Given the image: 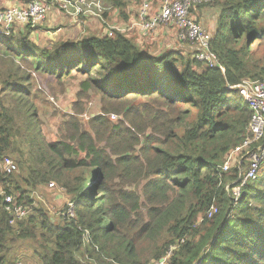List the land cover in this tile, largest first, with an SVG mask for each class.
<instances>
[{
    "label": "trees",
    "instance_id": "16d2710c",
    "mask_svg": "<svg viewBox=\"0 0 264 264\" xmlns=\"http://www.w3.org/2000/svg\"><path fill=\"white\" fill-rule=\"evenodd\" d=\"M214 2L221 17L211 47L223 69L200 70L195 60L175 52L146 55L120 33L51 49L0 34V46L12 49L18 62L57 80L82 74L83 89L109 101L105 114L124 117L114 124L97 116L89 129L72 120L68 138L48 142L32 113L30 88L12 90L15 108L0 112V160L17 155L28 176L0 174L3 192L33 211L32 195L21 182L32 191L55 183L65 187L75 208L76 218L64 225L40 216L53 241L42 264H158L166 257L167 264H264V164L238 202L233 188L239 171L223 170L227 155L247 138L252 117L232 88L264 81L263 59L253 50L255 41L264 40V0H213L199 8ZM31 78L19 82L30 85ZM134 117H142L140 126ZM72 172L79 173L74 180L67 176ZM213 206L217 212L208 218ZM199 213L206 214L193 229ZM10 222L1 199L0 264H11L5 253L23 233H17L23 224L15 228ZM171 228L172 242L164 237ZM143 238L151 246L146 261L140 259Z\"/></svg>",
    "mask_w": 264,
    "mask_h": 264
},
{
    "label": "rangeland",
    "instance_id": "374dc122",
    "mask_svg": "<svg viewBox=\"0 0 264 264\" xmlns=\"http://www.w3.org/2000/svg\"><path fill=\"white\" fill-rule=\"evenodd\" d=\"M135 1L143 4L145 0ZM148 1L154 3L153 0ZM159 1L163 2L165 0ZM196 13L206 15L213 14L212 24L216 26L217 31L221 17V9L216 2L210 6L198 8L194 14ZM36 34L38 33H33L32 28H14L9 39L14 38L15 40H20L25 38L32 44L36 43L39 47H41V49H51L53 46L58 44L56 42L47 43L44 40L37 41L38 38ZM210 36L212 38L211 44H213L215 35L212 33ZM253 50L256 51L258 58L263 59L262 65L264 66V40L260 43L259 41H255L253 44ZM200 68V70L203 69L202 66H200ZM9 74H11L10 78L8 77ZM27 76H29V78H31L30 76L33 77L30 79V85H23L19 82H23L25 80L24 78ZM85 80L86 77L82 74H74L73 77H65L62 80L48 78L46 75L38 74L34 71L31 64L18 62L12 52V49L0 46V112H3V107L8 109L15 108V100L17 98H13L14 94L12 93V90H16L17 86L21 85L26 89L30 88L32 94V96H30V104L33 107L32 113H35L38 116L43 136L48 142H56L63 138H68L72 132V128L69 125L72 120H77L84 129H89L90 121L97 116L109 118V120H111L114 124L124 121V117L122 115L113 113H111V115L105 114L104 109L109 106V101H103L101 96H99L94 89L89 91L83 89L82 83ZM260 82L264 83V81ZM8 84H12L11 88ZM142 121V117H134V119H132V122L137 126H140ZM102 131L103 129L97 130V132L100 133ZM231 155L232 158H234V162L231 164L230 169L237 170L236 164L240 159V156L236 153H231L230 156ZM230 156L227 155V159ZM19 159L21 158L16 155L10 157L8 160H5V162H1L0 160V174L3 175V178L11 175L10 178L20 180L21 174L23 178L28 176V173L23 174L21 172ZM246 169L247 166L245 165L240 171L244 174ZM78 175V172L67 173L70 180L76 179ZM119 183L120 182L117 181V184ZM21 184L24 190H27L28 194L32 195L33 211L31 210V217L27 220H22L21 222L16 221L14 223L10 222V224L12 226L14 225L15 228H18L20 224H23V228L17 232L22 233L23 231V233L14 236V242L8 246L5 253L6 261H9L11 264H42L40 257L45 252V248L51 249L53 247V241L48 232L41 229L40 216L44 215L46 219L55 220L56 225L70 223L69 219L76 218H72L74 214L73 216L71 215V213H73L72 208L70 207L72 204L71 197L67 193L65 187L59 184L48 183L47 185L38 188L36 191H32V189L27 188L23 182H21ZM3 189L4 187L0 183V192H2ZM114 189L120 190L118 185ZM174 197L175 195H172V199H174ZM190 206L191 205H188L187 209ZM142 214L144 215V223L148 220L146 217V208L143 209ZM204 215L201 217H204ZM201 217L199 213L197 225L193 227V229L200 227L198 224L201 223ZM135 219L137 220V217L133 216V221ZM140 226H142V223ZM126 233L127 232L124 231L123 235ZM192 233L193 232H191V234ZM164 237L166 240H170L171 242L174 241L175 236L173 234V228L168 229L165 232ZM188 239L191 240L190 235L187 236V240ZM139 243L141 250L140 259L142 261H146L151 257V246L144 238L141 239ZM150 264H155V262L152 261ZM158 264L161 263L159 262Z\"/></svg>",
    "mask_w": 264,
    "mask_h": 264
},
{
    "label": "built area",
    "instance_id": "2783aa9c",
    "mask_svg": "<svg viewBox=\"0 0 264 264\" xmlns=\"http://www.w3.org/2000/svg\"><path fill=\"white\" fill-rule=\"evenodd\" d=\"M212 2L213 0H165L159 11L150 15L152 3L145 0L141 7L139 21L135 26L138 27L141 37H148L162 27L173 26L176 28L177 41L181 44H188L192 48V59L203 69H223L218 56L212 50L210 34L193 15L200 6ZM56 11L74 18L100 16L98 4L91 0H28L24 4L8 6L0 10V34L10 36L14 28L34 27L44 22L50 14ZM116 33L123 34L124 29L110 28L106 36L113 38ZM232 89L238 90L252 112L247 138L231 152L240 156L237 164L235 163L239 177L236 187L233 188V198L235 202H238L242 188L246 183L256 179L264 163V83L246 80ZM233 162L234 158L231 155L224 163L223 170L228 172ZM245 165L247 169L243 174L240 170ZM1 199L4 200L6 213L10 216L12 223L29 217L30 207L19 204L13 195H7L2 191L0 192ZM70 207L73 212L71 215L74 214L72 218H74V204L72 203ZM216 212V207H211L207 217L212 218ZM184 242L182 240L179 245ZM179 245L172 247L169 255L176 251ZM168 259L169 257H166L160 263L167 264Z\"/></svg>",
    "mask_w": 264,
    "mask_h": 264
},
{
    "label": "crops",
    "instance_id": "0c3cea01",
    "mask_svg": "<svg viewBox=\"0 0 264 264\" xmlns=\"http://www.w3.org/2000/svg\"><path fill=\"white\" fill-rule=\"evenodd\" d=\"M27 1L28 0H0V10L8 6L21 5ZM91 1L98 4L99 17L81 16L79 18H74L56 11L50 14L44 22L34 27L27 28H32L33 33H38L36 34L38 38L37 41L44 40L47 43L78 42L91 37H105L108 29L122 28L124 29L123 35L137 44L146 55L163 57L171 52H175L186 58H193L192 48L177 42L176 28L173 26L162 27L158 32L148 37L140 36V31L135 24L139 21L142 3L135 0ZM153 1L154 3H152L150 9V15L158 12L164 2L159 0ZM193 15L210 34L214 33L215 35L216 26L212 24L213 14L206 15L196 13Z\"/></svg>",
    "mask_w": 264,
    "mask_h": 264
}]
</instances>
